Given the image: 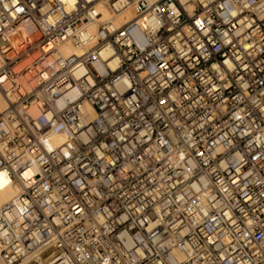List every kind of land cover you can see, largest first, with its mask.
<instances>
[{
	"label": "clouds",
	"instance_id": "clouds-1",
	"mask_svg": "<svg viewBox=\"0 0 264 264\" xmlns=\"http://www.w3.org/2000/svg\"><path fill=\"white\" fill-rule=\"evenodd\" d=\"M0 264H264V0H0Z\"/></svg>",
	"mask_w": 264,
	"mask_h": 264
}]
</instances>
